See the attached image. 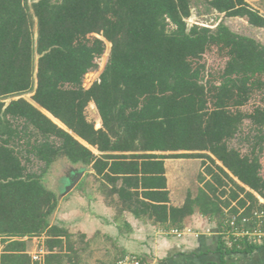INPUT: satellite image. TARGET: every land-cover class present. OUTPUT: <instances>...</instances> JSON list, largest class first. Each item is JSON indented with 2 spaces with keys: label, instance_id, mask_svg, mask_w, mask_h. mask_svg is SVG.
Listing matches in <instances>:
<instances>
[{
  "label": "trees",
  "instance_id": "16d2710c",
  "mask_svg": "<svg viewBox=\"0 0 264 264\" xmlns=\"http://www.w3.org/2000/svg\"><path fill=\"white\" fill-rule=\"evenodd\" d=\"M26 1L0 0V264H30L24 238L42 234L48 251L43 264H61L64 246V252L76 251L64 241L67 229L49 223L57 197L27 169L23 159L30 155L45 168L64 158L91 170L123 209L167 227H180L194 211L220 221L224 209L245 207L249 214L258 206L256 195L264 199L261 164L227 141L244 118L264 124V103L250 113L239 110L247 95L264 91L262 43L223 23L188 26L191 0H31L30 8ZM203 4L264 27V16L245 0ZM105 42L107 61L85 87ZM212 47L227 56L214 76L199 62ZM32 89V102L1 100ZM89 102L98 128L85 117ZM18 120L24 128L13 123ZM28 127L37 136L33 141ZM168 158H202L209 177L200 174L202 186L179 207L168 205Z\"/></svg>",
  "mask_w": 264,
  "mask_h": 264
},
{
  "label": "rangeland",
  "instance_id": "374dc122",
  "mask_svg": "<svg viewBox=\"0 0 264 264\" xmlns=\"http://www.w3.org/2000/svg\"><path fill=\"white\" fill-rule=\"evenodd\" d=\"M204 0H191V15L186 19L188 26L192 24H196L199 26H208L210 28H214L218 23H223L226 25L231 31L246 35L249 37L255 38L257 41L264 45V33H258L254 31V29L249 28L245 22L236 19V16H226L223 13H217L212 9L205 8V4H203ZM32 1L27 0V7L30 8ZM199 11V12H198ZM31 13V9H29ZM32 32L34 41L36 39V21L35 18L32 17ZM171 26V25H169ZM105 50L102 55V60L97 69L89 70L84 77V86L88 87L94 80L98 78V75L102 71L109 54L110 43L105 42ZM38 55L33 53V64H34V73L36 67ZM227 56L220 53L216 50L215 47L209 49L203 56L199 59V62L204 64L205 73L209 75H218L222 72L224 65L226 63ZM33 82V88L35 87V77ZM206 79H209L208 77ZM243 93V92H242ZM32 91L24 92L18 95H12L7 97H2L1 100L8 102L11 99H16L22 97L30 102ZM246 103L239 107V110L243 113H250L256 107L261 106L264 103V91L261 92H252L249 96L247 95ZM96 107L93 102H89L85 108V117L86 119L93 123L96 128L100 127L101 121L99 116H96L95 111ZM97 111V110H96ZM47 114V113H46ZM48 115V114H47ZM51 117L50 115H48ZM53 120V117H52ZM54 121V120H53ZM18 129H22L25 127V123L23 121H14L13 122ZM57 123V122H56ZM59 126L63 127L60 123H57ZM98 124V125H97ZM27 131L31 134V141L35 140L37 136L33 132L34 130L31 127L26 128ZM54 140L55 144H59V141ZM19 149L22 151V155H24L25 146L22 141L19 142ZM228 147L237 150L240 155H246L249 158H255L261 164L260 175L264 178V124L257 125L254 124L249 118H244L241 121L239 129L237 133L231 137L227 141ZM95 153L98 154L97 151L93 149ZM27 154V153H26ZM25 156V155H24ZM29 156V155H28ZM172 163L170 169H168V177L170 189L175 193L178 197L182 198L184 196V200L187 194H191L194 196L198 188L202 186L203 183L199 181V175L204 174V167L202 166V158H168ZM183 159V160H182ZM177 160V161H175ZM206 164L210 165L209 160H205ZM23 162L26 164L27 169L31 172H34L36 175H41L43 184L48 188L54 191L57 197V204L53 212L49 216L50 224L64 225L67 231L70 233L69 238L64 240L66 244H71L73 248L76 249L75 253L72 252H64L65 246L62 248L60 253L64 255L60 260L61 264H102V258L98 255V246L95 244L87 245V235L78 232L76 226H73V229L68 227L69 224L64 223H74L78 224L80 221L86 218H93L94 214L91 212V198L92 193L98 192L99 195L102 196L103 199L109 197L108 191L110 187L105 188L103 182L100 178L92 174L91 170L87 168H81V166L71 164L66 161L64 158H59L55 160L48 168H45V165L42 161L36 159L33 155L28 157V161ZM220 165V162H216ZM81 171L82 175L80 176L78 182L72 187L68 192H64V186L69 183L71 179ZM205 179H209L208 176H204ZM236 180V179H235ZM81 194V195H80ZM91 194V195H90ZM91 197V198H90ZM111 197V196H110ZM114 197V196H113ZM113 198H111L112 200ZM115 200V199H114ZM235 204V202H232ZM76 208L79 212L85 213L83 216L80 215L73 216L72 210ZM228 211V209H226ZM70 212V213H69ZM67 225V226H66ZM63 227V226H61ZM26 238V237H25ZM24 238V239H25ZM37 238L34 244H38L39 242L45 246V234L41 236L32 237ZM86 241V242H85ZM65 244V245H66ZM87 245V246H86ZM46 247V246H45ZM2 245H0V249ZM36 248L33 245L32 249L29 252L33 251ZM103 250V249H99ZM59 248L55 249L54 252L57 253ZM69 255V256H68ZM70 257V258H69Z\"/></svg>",
  "mask_w": 264,
  "mask_h": 264
},
{
  "label": "crops",
  "instance_id": "0c3cea01",
  "mask_svg": "<svg viewBox=\"0 0 264 264\" xmlns=\"http://www.w3.org/2000/svg\"><path fill=\"white\" fill-rule=\"evenodd\" d=\"M245 1L264 16V0ZM236 19L245 22L254 31L264 33V27L251 26L246 18L236 16ZM168 161L169 159H164L168 205L179 207L184 202V196L180 198L170 189L168 169L171 168L172 163ZM101 195L94 192L92 198L90 197L93 218L84 216L78 224H64H69L68 227L71 229L76 226L77 229H74V232L77 230L86 234L87 245L90 243L98 246V255L102 258V264H111L121 256L130 253L137 255L143 264H264V246L252 251L224 249L215 233L218 221L214 218L194 211L184 218L183 225L179 228L189 227L197 231L198 235L185 233L181 237H176L165 232L171 226L155 223L144 215L135 216L126 208L123 209L117 201L116 193L109 195L108 199H103ZM72 211L73 216L86 215L76 208ZM61 226L66 228L64 225ZM207 228L214 233L207 232ZM36 239L33 238L32 241L31 238H25L27 254L33 245H36L34 244Z\"/></svg>",
  "mask_w": 264,
  "mask_h": 264
},
{
  "label": "built area",
  "instance_id": "2783aa9c",
  "mask_svg": "<svg viewBox=\"0 0 264 264\" xmlns=\"http://www.w3.org/2000/svg\"><path fill=\"white\" fill-rule=\"evenodd\" d=\"M257 196L258 206L249 214H244L245 207H237L236 213H230L224 209L223 217L216 223V235L223 248L230 251H239L245 247L254 248L264 246V199ZM235 204H232L234 206ZM248 205V202H247ZM169 235L181 237L185 233H196L189 227H171L165 231ZM207 232L213 234L209 228ZM36 248L29 252L30 264H43L45 254L48 253L43 244L35 245ZM111 264H143L141 259L133 254H125Z\"/></svg>",
  "mask_w": 264,
  "mask_h": 264
},
{
  "label": "water",
  "instance_id": "95a60500",
  "mask_svg": "<svg viewBox=\"0 0 264 264\" xmlns=\"http://www.w3.org/2000/svg\"><path fill=\"white\" fill-rule=\"evenodd\" d=\"M94 112H95L96 116H98V112H97L96 110H95ZM54 122H55V121H54ZM81 175H82V173H81V171H79V172L73 177V179H71V180L69 181V183L66 184V185L64 186V192H65V193L68 192L72 187H74V185L78 182V180H79V178H80Z\"/></svg>",
  "mask_w": 264,
  "mask_h": 264
},
{
  "label": "bare ground",
  "instance_id": "6f19581e",
  "mask_svg": "<svg viewBox=\"0 0 264 264\" xmlns=\"http://www.w3.org/2000/svg\"><path fill=\"white\" fill-rule=\"evenodd\" d=\"M51 118V117H50ZM52 119V118H51ZM57 123H60L59 121H57L56 119H54Z\"/></svg>",
  "mask_w": 264,
  "mask_h": 264
}]
</instances>
